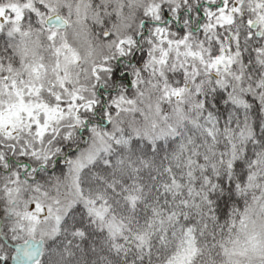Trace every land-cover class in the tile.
Returning <instances> with one entry per match:
<instances>
[{
	"label": "snow or ice",
	"instance_id": "6c2138e0",
	"mask_svg": "<svg viewBox=\"0 0 264 264\" xmlns=\"http://www.w3.org/2000/svg\"><path fill=\"white\" fill-rule=\"evenodd\" d=\"M0 264H264V0H0Z\"/></svg>",
	"mask_w": 264,
	"mask_h": 264
}]
</instances>
